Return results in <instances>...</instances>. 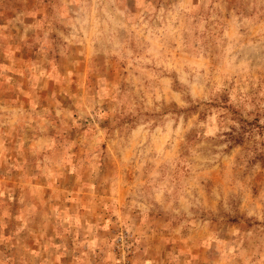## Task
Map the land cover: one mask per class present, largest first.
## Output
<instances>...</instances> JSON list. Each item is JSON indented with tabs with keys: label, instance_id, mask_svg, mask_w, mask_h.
I'll list each match as a JSON object with an SVG mask.
<instances>
[{
	"label": "rangeland",
	"instance_id": "obj_1",
	"mask_svg": "<svg viewBox=\"0 0 264 264\" xmlns=\"http://www.w3.org/2000/svg\"><path fill=\"white\" fill-rule=\"evenodd\" d=\"M242 119L264 0H0V264H264Z\"/></svg>",
	"mask_w": 264,
	"mask_h": 264
},
{
	"label": "trees",
	"instance_id": "obj_2",
	"mask_svg": "<svg viewBox=\"0 0 264 264\" xmlns=\"http://www.w3.org/2000/svg\"><path fill=\"white\" fill-rule=\"evenodd\" d=\"M239 128L240 130H234L233 133H230L231 139H233L236 142H242L245 140L244 137L247 133H249L251 136L254 132H257L262 137V139L258 141H254L255 142L254 150H255L256 158H263L264 157V126H260L255 122L242 119Z\"/></svg>",
	"mask_w": 264,
	"mask_h": 264
},
{
	"label": "clouds",
	"instance_id": "obj_3",
	"mask_svg": "<svg viewBox=\"0 0 264 264\" xmlns=\"http://www.w3.org/2000/svg\"><path fill=\"white\" fill-rule=\"evenodd\" d=\"M232 211H234V209L231 206H221L215 208L209 215L208 219L210 222L223 229L227 226V218L232 214Z\"/></svg>",
	"mask_w": 264,
	"mask_h": 264
}]
</instances>
